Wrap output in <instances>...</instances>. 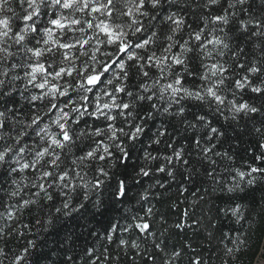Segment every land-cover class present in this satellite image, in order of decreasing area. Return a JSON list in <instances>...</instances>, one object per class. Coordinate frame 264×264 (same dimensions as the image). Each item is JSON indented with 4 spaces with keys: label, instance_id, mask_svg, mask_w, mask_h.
<instances>
[{
    "label": "snow or ice",
    "instance_id": "6c2138e0",
    "mask_svg": "<svg viewBox=\"0 0 264 264\" xmlns=\"http://www.w3.org/2000/svg\"><path fill=\"white\" fill-rule=\"evenodd\" d=\"M15 3L21 9L18 15L13 0H0V168L7 167L17 176L29 174L31 188L37 189L32 196L53 202L56 213L88 211L83 202L78 207L69 203L77 192L72 180L78 177L83 181L80 188L89 191L100 188L103 181H84L81 173L74 171L75 166L94 168L108 176L106 169L94 162L107 163L115 155L113 147L122 154L118 159L127 160L130 153L122 138L136 141L144 133V123L154 118V110L159 112V97L166 96L171 106L181 105L174 115L181 118V123L194 130L198 126L207 130L200 139L192 137L204 159L210 153L229 157L227 152H214L216 145L211 143L225 137V132L212 127L205 115L196 118V123L187 121L182 101L227 108L233 121L259 117L261 127L255 131L264 136V0L259 5L255 0H205L202 5L193 0L196 8L211 10L219 6L220 12L203 15L192 11L191 22L184 15L185 10H191L188 0ZM6 4L10 6L7 12ZM237 12L247 18L237 16ZM249 55L254 59L249 60ZM188 77L193 78L191 87L186 86ZM19 84L25 91L29 86L40 90L27 96V108L17 107ZM246 89L260 97V106L229 98V93L235 97L237 90ZM162 109L170 111L167 106ZM141 114L144 120L136 123ZM85 117H95L104 126L96 125L88 131ZM166 135V129H157L153 142L160 144V137ZM105 137L112 143H106ZM205 140L210 146L201 148ZM167 147L172 148V154L164 156L165 163L158 164L155 171L174 177L177 162L194 170V162L185 158V148L177 151L170 143ZM147 159L157 157L148 153ZM257 173L264 174V168L237 170L240 181L246 180L248 185L256 182ZM138 174L148 177L151 170L141 167ZM206 174L212 176L211 172ZM12 184L16 187L8 196L19 198L17 211L37 203L31 196L25 199L22 195L28 184L21 186L15 179ZM239 188L237 182L227 191ZM127 192V183L119 181L116 194L123 198ZM57 198H61L60 206L54 203ZM88 199L87 194L82 196V200ZM143 199L148 200L147 193ZM5 211L9 219H14L13 211ZM231 212L240 216L239 207ZM152 213L153 208L148 207L146 215ZM135 227L142 232L151 230L147 222ZM119 243L126 245L128 241L121 239ZM22 259L18 257L16 264ZM72 259L69 256L64 264H71Z\"/></svg>",
    "mask_w": 264,
    "mask_h": 264
},
{
    "label": "trees",
    "instance_id": "16d2710c",
    "mask_svg": "<svg viewBox=\"0 0 264 264\" xmlns=\"http://www.w3.org/2000/svg\"><path fill=\"white\" fill-rule=\"evenodd\" d=\"M204 2L196 0L201 5ZM260 2L255 0V5ZM188 3L191 10H185L184 15L189 22L193 19L192 11L203 15L220 12L219 6L210 10L196 8L193 0H188ZM255 5L253 8L258 11ZM13 7L20 14L21 9L15 0ZM239 15L247 18L244 13ZM244 46L247 47V44ZM248 59L253 60L254 57L249 55ZM241 62L246 63L243 58ZM240 74L243 75V72ZM187 79L186 86L191 87L193 78ZM253 83H257L255 79ZM19 89L15 94L19 102L17 107L24 108L28 107L27 96L40 91L31 86L25 91L23 84H19ZM229 98L257 106L262 102L250 89L243 92L237 90L235 97L229 93ZM181 103L186 109L187 121L196 123V118L205 115L212 127L225 132V137L218 141L214 139L211 143L216 145L214 152H227L230 160L211 153L208 154L211 160L204 159L192 137L200 139L206 129L198 126V130H194L181 123L179 116L161 115L154 110V118L144 123L145 131L136 141L122 138L124 147L130 153L127 160L118 159L122 154L113 147L115 155L107 163L94 162L104 167L108 176H102L94 168L75 166L74 171L80 172L84 181H103L100 188L89 191L80 188L83 181L73 178L77 192L72 194L74 199L69 203L78 207L83 202L88 206L87 212L77 213L69 209L65 210L69 213L67 215L56 213L53 202L43 196H32L37 189L31 188L29 174L17 176L10 173L7 167L0 168V264H16L18 257H23L20 264H64L69 256L73 258L71 264H161V258L166 254L173 258L174 264H254L262 251L264 254V213L257 211L264 209V174H255L256 182L248 185L246 180L240 181L237 170L249 172L253 167L264 168V159H261L264 157V136L255 131L256 127H261L260 118L225 120L206 104L189 100ZM164 106L163 102L158 103L161 110ZM180 106L174 104L170 111L176 112ZM85 120L88 131L96 125L104 126V122L96 121L95 117H85ZM141 120H144L143 114L136 123ZM45 122H48L47 117ZM81 127L85 126L82 124ZM157 129L167 130V135L160 137V144L153 142L157 138ZM207 134L211 135L210 132ZM104 139L106 143H112L106 137ZM169 143L177 151L182 147L186 149L185 158L194 162V170L177 162L174 177L155 171L158 164L165 163L163 157L172 154V148L167 147ZM206 146H210L207 140L200 147ZM148 153L157 159H147ZM212 160L215 164L211 163ZM197 161L199 163H195ZM141 167L149 168L151 175L144 177L138 174ZM207 172H211L212 176ZM13 179L21 186L28 184L22 195L25 199L31 196L37 203L26 209L20 207L17 211L16 200L19 198L8 196V192L16 187L12 184ZM121 180L128 187L127 196L123 198L116 194ZM237 182L240 188L228 192L227 188ZM145 193L148 194L147 201L143 199ZM84 194L89 196L88 200H82ZM60 199L54 201L56 206H60ZM9 205L12 207L9 208ZM148 207L153 208L150 216L146 215ZM235 207L240 208L243 217L239 223L231 212ZM5 209L15 213L14 219L8 218ZM143 222L151 225L150 231L142 232L135 227ZM177 224L182 227L177 228ZM121 239L128 244H120ZM137 243L143 246L144 251L131 247ZM157 244L160 248L156 247ZM228 249H232V253L224 256ZM176 253L180 254L179 257L175 256Z\"/></svg>",
    "mask_w": 264,
    "mask_h": 264
},
{
    "label": "clouds",
    "instance_id": "9594fccd",
    "mask_svg": "<svg viewBox=\"0 0 264 264\" xmlns=\"http://www.w3.org/2000/svg\"><path fill=\"white\" fill-rule=\"evenodd\" d=\"M10 10V6L8 5V4H6L5 5V12H7V11H9ZM17 15H18V13H17ZM237 16H239V12H237ZM160 102H163L167 107H169L170 109H171V104H169L168 103V98L166 97V96H164V97H159L158 98V103H160ZM208 107L209 108H211L212 110H213V113H219L221 116H223V118L225 119V120H229V119H231L232 120V112L231 111H229L227 108H223V109H218L217 108V106L216 105H208ZM229 113V115H226L225 113ZM159 113L161 114V115H163V114H168V115H176V113L175 112H171V111H169L168 113H165L164 111H163V109L161 110V109H159ZM53 127H55L54 125H53ZM209 160H211V157H209L208 158ZM227 159H231V157H228ZM257 211H259V212H261V213H264V209H258ZM242 219V215H240L239 217L238 216H236V223H239L240 222V220ZM150 235H154V234H150ZM154 242V241H153ZM161 243H163V241H161ZM136 245V247H133V248H136L138 251H144V248H143V246L141 245V244H135ZM157 248H160V244H158V246H156ZM231 253H229L228 251L226 252V253H224V256H227V255H230ZM0 255H2V253H0ZM180 255V254H179ZM179 255H177V254H175V256L176 257H179ZM220 259L222 260L223 259V256L222 257H220ZM161 264H174V260H173V258L172 257H170V256H168L167 254L164 256V257H162L161 258Z\"/></svg>",
    "mask_w": 264,
    "mask_h": 264
},
{
    "label": "rangeland",
    "instance_id": "374dc122",
    "mask_svg": "<svg viewBox=\"0 0 264 264\" xmlns=\"http://www.w3.org/2000/svg\"><path fill=\"white\" fill-rule=\"evenodd\" d=\"M263 253V251H262ZM260 254V256L256 259V261L254 262V264H264V254Z\"/></svg>",
    "mask_w": 264,
    "mask_h": 264
}]
</instances>
